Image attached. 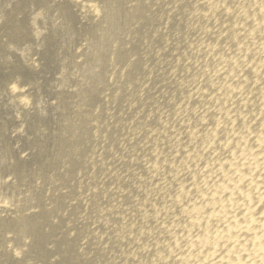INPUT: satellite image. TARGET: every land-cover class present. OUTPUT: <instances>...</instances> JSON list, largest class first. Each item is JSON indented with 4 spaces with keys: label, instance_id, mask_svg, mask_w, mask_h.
Masks as SVG:
<instances>
[{
    "label": "bare ground",
    "instance_id": "bare-ground-1",
    "mask_svg": "<svg viewBox=\"0 0 264 264\" xmlns=\"http://www.w3.org/2000/svg\"><path fill=\"white\" fill-rule=\"evenodd\" d=\"M32 2L44 17H0L6 48L28 40L0 81L16 127L0 120V152L30 142L25 119L42 118L48 87L21 72L38 67L47 33L59 42L47 29L58 18L75 51L57 84L71 86L49 92L62 98L61 130L38 148L56 177L0 159L12 176L0 184L21 182L0 202V260L36 248L44 264H264V0ZM36 191L52 205L37 206Z\"/></svg>",
    "mask_w": 264,
    "mask_h": 264
},
{
    "label": "rangeland",
    "instance_id": "rangeland-1",
    "mask_svg": "<svg viewBox=\"0 0 264 264\" xmlns=\"http://www.w3.org/2000/svg\"><path fill=\"white\" fill-rule=\"evenodd\" d=\"M1 1L4 2V9L0 10V17H2L6 13L8 15H11L14 8L16 10L18 9L22 10L23 8H27L31 12L32 17H34L33 14L41 15V17H44L45 12L43 11L45 10V8L40 2H38L37 4H36L37 1L32 2L34 3V6L32 7V4L30 5V0H1ZM26 2L29 3L28 6L26 5ZM16 12L17 14L14 16V19L16 22H21L20 14L22 13L19 11H16ZM46 12L49 14L51 18L52 16L57 17V13L55 11L46 10ZM57 20L59 21V23L57 25H55L56 23H53L54 25L52 27V30H50V28H47V29L50 32H54V36H51V38L55 37L56 35L60 36L59 42L61 43L58 44L59 43L58 42L55 44L52 40H51L52 42H47V37L50 34L47 33L46 28H45V32L47 34L45 35L46 37L42 43V51L44 55V58H43L44 60L42 59V61L38 63V67L34 68L33 69L34 71L32 70L29 72L26 70H23L22 72L20 71L25 78H27V76H31L33 79L37 80L38 82L42 83L44 86L48 87L45 91H43L45 88L43 90H40V93H39V96L42 97L41 100L43 102L42 104H40L42 107V111H41L42 118L37 119L31 116L28 119H25V124H24L25 133L23 134L25 136L23 138H27L30 142H24L23 140H20L18 138H11L8 142V146H7L8 150L7 151L2 150L0 152V159L1 160L4 159L6 162L8 161L6 158L11 157V155L13 154L14 157L13 156L12 157L14 158V161H13L14 166H16L19 169V171L21 172L23 171L26 176L33 175V178H37L38 180L39 179L38 176L41 174V172L44 174H47V176L44 177L45 179L40 178L38 180V181L46 182V183L51 182V179L53 178V176L56 177L57 172L52 174L51 172L42 170L43 166L45 165V161L43 160V156L39 152L38 148L40 146H43L42 136L46 133L48 129L50 131H53L54 133L56 132L57 135L60 134L61 124H62V113H63L62 98L59 96V94H50L49 92H51V89L55 90L56 87L71 86V84L68 83L67 81H64V84H62L61 82L60 84H57V83L61 79V76H60L61 68L59 66L61 62L64 61L65 59V51L67 52V54H70L71 51L73 52L75 51L74 50L75 48H73L70 44L71 41H73L75 38H72L71 31H69L68 29L69 25L64 24L62 20H60L59 18ZM1 24L2 22L0 21V25ZM3 26L4 25H2L1 27ZM70 39L72 40L70 41ZM26 40L27 39L25 38V40L20 41V43L22 42L26 44ZM7 41L8 40L3 37L0 31V81L1 82H3L7 78H10V76L14 74L12 70L13 66L10 64L9 61H15V58H14L16 56L15 54L17 52L18 53L20 52L19 42L16 44L12 43L10 48H6L5 45ZM11 51L12 52L14 51V55L12 54ZM33 59H36V58H33ZM10 83L11 85H13L12 81H10ZM1 91H2V88L0 87V94H1ZM1 101H5V98L0 97V105H2L0 106V120L3 119L2 120L3 122L6 121V123H8L7 132H13L15 131L16 127L13 125V123L8 122V119L12 115V111L10 110L9 107L5 106V104L7 103L1 104ZM46 103L54 104V107H49L48 105H46ZM45 106L47 108H45ZM36 133H39L40 136L36 137ZM2 142H3L2 139H0V145ZM4 152H7L6 157H2V153ZM22 155L28 156V160L21 165L16 164L17 162L16 158ZM16 177L18 178L16 179L17 180L16 186H10V185L4 186L0 184V202L3 201V202L8 203L11 197L14 199L17 191L20 188L19 183H21L20 177L19 176H16ZM66 177L67 176H65V178ZM4 178L12 179V176L11 174L8 176L6 172H4L0 174V181L1 180L5 181L6 179ZM32 194L36 199L39 197V194L37 191ZM36 202H37L36 205L42 208H44L47 205H52L50 201L43 203L42 200L40 199H37ZM53 202H54V205H53L54 207L56 204L55 200H53ZM36 205H33V206L36 207ZM35 211L37 210H29L28 212L25 213V215H29L30 213L32 214ZM28 251L29 252L26 254V260H23V263H19V264H44L45 263L42 261L32 262L31 259L37 252L36 248H31ZM0 264H14V263L8 260H0Z\"/></svg>",
    "mask_w": 264,
    "mask_h": 264
}]
</instances>
